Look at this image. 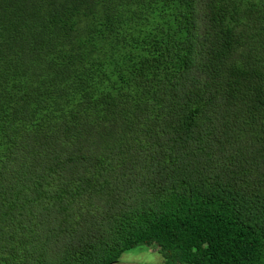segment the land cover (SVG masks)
Wrapping results in <instances>:
<instances>
[{
  "label": "trees",
  "instance_id": "1",
  "mask_svg": "<svg viewBox=\"0 0 264 264\" xmlns=\"http://www.w3.org/2000/svg\"><path fill=\"white\" fill-rule=\"evenodd\" d=\"M264 264V0H0V264Z\"/></svg>",
  "mask_w": 264,
  "mask_h": 264
},
{
  "label": "rangeland",
  "instance_id": "2",
  "mask_svg": "<svg viewBox=\"0 0 264 264\" xmlns=\"http://www.w3.org/2000/svg\"><path fill=\"white\" fill-rule=\"evenodd\" d=\"M118 264H164L161 254L153 246H137L124 251Z\"/></svg>",
  "mask_w": 264,
  "mask_h": 264
}]
</instances>
